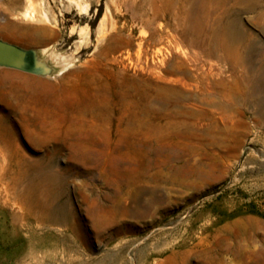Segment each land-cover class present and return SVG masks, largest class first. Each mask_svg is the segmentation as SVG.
Wrapping results in <instances>:
<instances>
[{"label": "rangeland", "instance_id": "1", "mask_svg": "<svg viewBox=\"0 0 264 264\" xmlns=\"http://www.w3.org/2000/svg\"><path fill=\"white\" fill-rule=\"evenodd\" d=\"M165 3L212 51L151 0H0L49 67L6 68L53 89L27 113L0 84V264H264V0Z\"/></svg>", "mask_w": 264, "mask_h": 264}, {"label": "bare ground", "instance_id": "2", "mask_svg": "<svg viewBox=\"0 0 264 264\" xmlns=\"http://www.w3.org/2000/svg\"><path fill=\"white\" fill-rule=\"evenodd\" d=\"M151 1H152V8H153V15L154 16L158 17V16H165L166 14H171L174 18H180V13H181L182 14V16L180 18L181 23H182L181 24L182 25L181 36L186 41H189L190 44H192L193 42L198 43V41H200L199 44L202 46L203 50L208 51V52L212 51V49L214 48L213 44L216 41L215 40V32L212 28L211 29L208 28V24H207L208 22L206 23L204 20L200 19L199 16L196 14L195 10L188 9L184 5L181 12H180V11L176 10V8L171 3H165L164 6L162 5V7H159V6H157L158 0H151ZM183 1L187 2V1H191V0H183ZM25 19H26V21H29V22L39 21L33 12L26 14ZM205 35L207 38H204ZM152 42H154V40ZM142 47H143V45L140 44L138 48L141 50ZM179 49H180V47H179ZM34 59H35L36 66H41V67H45V68L49 69L47 64H42V63H40V61H36V57ZM6 86L8 88V92H7L6 96H7V98L10 99L9 104L11 106H13V108L15 110H18L20 112L21 111L27 112V113H31L34 111V107H33V97L34 96L32 93L35 90H37L38 93H40V92L45 93L48 90H53L51 85L49 86L47 84L44 85L43 83L36 82L31 77L29 78V77H25V76H21V75L10 74V73L6 74ZM52 86H54V85L52 84ZM158 89H160V88H158ZM46 93H48V92H46ZM156 95L158 97L160 96L159 90H158ZM153 106H154L153 104H151V105L149 104V106L147 105V107H145V109H143V112L148 113V114L159 115V114H161V111H163L165 109L163 102H161L160 99L158 101V106L157 107H155V106L153 107ZM40 119H41V117H40ZM45 121L44 120L38 121V119H36V116L27 118L26 116L24 117V115H22V116H20L19 124H17V125H19V127L23 128L25 130V132H29V134H32L33 130H35V133L44 134V133H48V131H49V130L48 131L46 130L48 125ZM131 121H132V119H131ZM139 121H141V120H139ZM142 123H143V121H142ZM135 124H137V123H135ZM6 126H8V125H6ZM156 127L157 126L153 125L152 123L151 124L149 123L147 131H150ZM143 129H144V127H143ZM3 157H4L3 154H1L0 158H3Z\"/></svg>", "mask_w": 264, "mask_h": 264}, {"label": "water", "instance_id": "3", "mask_svg": "<svg viewBox=\"0 0 264 264\" xmlns=\"http://www.w3.org/2000/svg\"><path fill=\"white\" fill-rule=\"evenodd\" d=\"M35 57L32 51L23 50L18 46L0 40L1 66L31 71L36 66Z\"/></svg>", "mask_w": 264, "mask_h": 264}, {"label": "crops", "instance_id": "4", "mask_svg": "<svg viewBox=\"0 0 264 264\" xmlns=\"http://www.w3.org/2000/svg\"><path fill=\"white\" fill-rule=\"evenodd\" d=\"M18 27H19L20 30L22 29L21 24L18 25ZM29 30H32L33 31L32 28L29 29ZM0 40H3L4 41V40H7V39L5 37H0ZM8 73L15 74V75H21V74H19L18 70H16V69H8L5 66H1L0 65V84H4V85L6 84V74H8ZM6 90L8 92L7 86H6ZM6 95H7V93H6Z\"/></svg>", "mask_w": 264, "mask_h": 264}]
</instances>
